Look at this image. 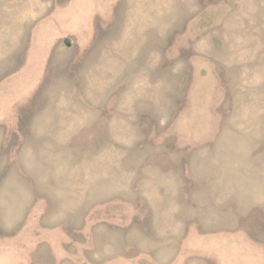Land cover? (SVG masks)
I'll use <instances>...</instances> for the list:
<instances>
[{
  "label": "rangeland",
  "instance_id": "374dc122",
  "mask_svg": "<svg viewBox=\"0 0 264 264\" xmlns=\"http://www.w3.org/2000/svg\"><path fill=\"white\" fill-rule=\"evenodd\" d=\"M0 264H264V0H0Z\"/></svg>",
  "mask_w": 264,
  "mask_h": 264
},
{
  "label": "water",
  "instance_id": "95a60500",
  "mask_svg": "<svg viewBox=\"0 0 264 264\" xmlns=\"http://www.w3.org/2000/svg\"><path fill=\"white\" fill-rule=\"evenodd\" d=\"M65 44H66L67 46H70V42H69V41H66Z\"/></svg>",
  "mask_w": 264,
  "mask_h": 264
}]
</instances>
